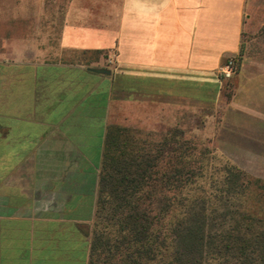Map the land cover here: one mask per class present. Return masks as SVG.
Listing matches in <instances>:
<instances>
[{"label":"crops","instance_id":"0c3cea01","mask_svg":"<svg viewBox=\"0 0 264 264\" xmlns=\"http://www.w3.org/2000/svg\"><path fill=\"white\" fill-rule=\"evenodd\" d=\"M48 1L0 0V264H90L112 127L157 140L222 106L264 154V0Z\"/></svg>","mask_w":264,"mask_h":264},{"label":"trees","instance_id":"16d2710c","mask_svg":"<svg viewBox=\"0 0 264 264\" xmlns=\"http://www.w3.org/2000/svg\"><path fill=\"white\" fill-rule=\"evenodd\" d=\"M184 133L111 128L90 264H264V180Z\"/></svg>","mask_w":264,"mask_h":264},{"label":"rangeland","instance_id":"374dc122","mask_svg":"<svg viewBox=\"0 0 264 264\" xmlns=\"http://www.w3.org/2000/svg\"><path fill=\"white\" fill-rule=\"evenodd\" d=\"M63 6L64 2L61 0H49L45 16L50 20L56 19L58 21L62 19L64 15ZM46 29H52V25L46 26ZM259 36L262 37L263 34ZM244 43L246 53L249 52L259 58L264 57V48L260 47V40H256L252 45H249V38H247ZM5 47L6 42L0 40V52H4ZM222 114V106L218 109L191 107L189 118L184 122L183 127L185 138H191L199 149L208 148L215 153L218 165L231 162L254 177L264 180V154L260 151L249 152V145L244 142L249 141V132L237 128L230 130V122L226 123L228 128L222 130ZM231 133L233 136L230 135ZM240 133L243 135L242 138L239 137ZM161 136L162 134L159 132L157 139L159 140ZM236 140H240L241 143H238ZM261 147L258 145L257 148L261 149ZM100 227H103V225H100Z\"/></svg>","mask_w":264,"mask_h":264},{"label":"built area","instance_id":"2783aa9c","mask_svg":"<svg viewBox=\"0 0 264 264\" xmlns=\"http://www.w3.org/2000/svg\"><path fill=\"white\" fill-rule=\"evenodd\" d=\"M112 62V58L109 59ZM238 71V62L236 58H231L228 62L221 68L220 74L223 78L230 79L232 78Z\"/></svg>","mask_w":264,"mask_h":264},{"label":"water","instance_id":"95a60500","mask_svg":"<svg viewBox=\"0 0 264 264\" xmlns=\"http://www.w3.org/2000/svg\"><path fill=\"white\" fill-rule=\"evenodd\" d=\"M90 69L93 71H96V72L107 73V74L110 73V70H108L106 68H90Z\"/></svg>","mask_w":264,"mask_h":264}]
</instances>
